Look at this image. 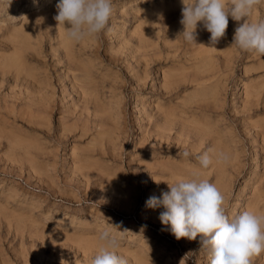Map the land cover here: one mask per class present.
I'll return each instance as SVG.
<instances>
[{
    "label": "rangeland",
    "instance_id": "obj_1",
    "mask_svg": "<svg viewBox=\"0 0 264 264\" xmlns=\"http://www.w3.org/2000/svg\"><path fill=\"white\" fill-rule=\"evenodd\" d=\"M58 2L0 0V264H91L103 230L128 264H210L146 201L198 171L229 218L264 215V57L233 45L231 17L215 48L202 24L185 42L181 0H112L106 29L72 42Z\"/></svg>",
    "mask_w": 264,
    "mask_h": 264
},
{
    "label": "clouds",
    "instance_id": "obj_2",
    "mask_svg": "<svg viewBox=\"0 0 264 264\" xmlns=\"http://www.w3.org/2000/svg\"><path fill=\"white\" fill-rule=\"evenodd\" d=\"M6 2L9 5L11 0ZM181 3L179 22L183 31L179 36L185 42L198 45L196 30L198 24H202L211 34L208 47L215 48L225 36L231 17L243 21L235 29L233 45L264 57V20L248 21L256 6L264 0H181ZM56 10L54 19L58 25H67V39L72 42L103 32L113 12L112 0H59ZM180 154L186 159L191 155L187 150ZM196 159L201 169H208L213 164L209 152ZM228 160L226 153L216 156L217 163ZM168 188L160 197H150L146 207L164 209L159 219L162 225L170 226L176 240H196L199 236L201 249L208 250L210 264H253V258L264 253V215L245 210L229 218L223 194L214 183L201 179L198 171H194L190 179L168 183ZM126 232L119 231L121 234ZM98 245L91 264H128L126 258L117 254L120 240L112 232L101 231Z\"/></svg>",
    "mask_w": 264,
    "mask_h": 264
},
{
    "label": "bare ground",
    "instance_id": "obj_3",
    "mask_svg": "<svg viewBox=\"0 0 264 264\" xmlns=\"http://www.w3.org/2000/svg\"><path fill=\"white\" fill-rule=\"evenodd\" d=\"M150 16V15H149ZM147 33H146V35H145V38L147 37ZM144 37V36H143ZM218 51V50H217ZM15 54V53H14ZM126 55V54H125ZM16 57H14L11 61H12V64H14L16 61H18V54H16L15 55ZM130 67V66H129ZM121 72H122V70H121ZM209 72V71H208ZM11 74V73H10ZM178 76H179V74H178ZM147 77V76H146ZM174 79V78H173ZM29 80V79H28ZM167 80V79H166ZM14 81V80H13ZM135 81V80H134ZM133 81V82H134ZM173 81V80H172ZM208 81V80H207ZM51 83V82H50ZM76 84V83H75ZM213 84V83H212ZM214 85V84H213ZM50 86V85H49ZM91 86V85H90ZM23 87V86H22ZM164 88V87H163ZM45 89V88H44ZM48 89V88H47ZM209 98V97H208ZM211 98V97H210ZM215 101V100H214ZM191 103V102H190ZM192 104V103H191ZM242 104V103H241ZM168 106V105H167ZM177 107V106H176ZM180 108V107H179ZM175 109V108H174ZM178 109V108H177ZM183 109V108H182ZM199 109V108H198ZM168 110V109H167ZM171 110H173V109H171ZM181 110V109H180ZM196 110V109H195ZM204 110V109H203ZM202 110V111H203ZM207 110V109H206ZM186 111V110H185ZM185 111H182V112H185ZM196 112V111H195ZM178 113H180V112H178ZM191 113V112H190ZM193 115V114H192ZM172 116V115H171ZM199 116V115H198ZM8 117V116H7ZM187 117V116H186ZM37 118V117H36ZM191 118V117H190ZM139 123V122H138ZM202 123V122H201ZM179 126V125H178ZM157 128V127H156ZM205 130V129H204ZM207 130V129H206ZM160 131V130H159ZM209 131V130H208ZM261 132V131H260ZM85 133V132H84ZM212 136H214V135H212ZM211 136V137H212ZM171 138V137H170ZM220 138V137H219ZM162 139V138H161ZM17 141V140H16ZM158 141V140H157ZM156 142V141H155ZM17 143V142H16ZM170 144V143H169ZM181 145V144H180ZM224 146H225V144H223ZM170 146V145H169ZM214 165H215V163H214ZM182 166V165H181ZM219 166V165H218ZM221 168V167H220ZM224 173V172H223ZM222 174V173H221ZM174 176H176V175H174ZM220 176V175H219ZM163 177V176H162ZM166 177V176H165ZM218 178V177H217ZM219 179V178H218ZM166 182V181H165ZM217 182V181H216ZM259 192V191H258ZM263 194V193H262ZM257 198H259V197H257ZM256 200V199H255ZM255 200H253V201H255ZM258 200V199H257ZM262 202V201H261ZM264 203V202H263ZM255 205V204H254ZM259 205V204H258ZM248 206V205H247ZM261 208V207H260ZM262 212V211H261Z\"/></svg>",
    "mask_w": 264,
    "mask_h": 264
}]
</instances>
